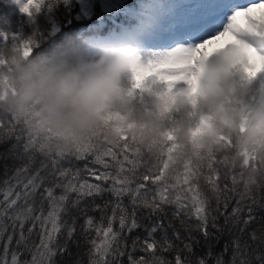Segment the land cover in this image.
<instances>
[{"label":"snow or ice","instance_id":"snow-or-ice-1","mask_svg":"<svg viewBox=\"0 0 264 264\" xmlns=\"http://www.w3.org/2000/svg\"><path fill=\"white\" fill-rule=\"evenodd\" d=\"M43 3L44 0H26L21 10L25 14H30L33 9L38 12ZM154 17L157 28L153 46L163 51L156 53L157 59L144 66L142 75L138 77L141 83L136 86L141 91L148 90L144 86V78L152 75L167 82V88L174 90L172 82L186 78L189 66L197 56L214 59L231 55L245 80L249 79L246 73L256 77L264 74V53L244 39L249 34L264 38V0H159ZM23 53L26 56L31 54L29 43L24 44ZM9 138H15L18 144L22 141L25 163L15 170L12 178L15 184L5 181L6 187L0 190L3 196L0 199V241L4 242L0 264H56L55 257L67 252L69 242L74 240L80 217L84 221L80 228L85 238L91 231L96 234V238L89 241V264H121L120 257L125 255L128 264H172L158 253L174 249L175 264H188L168 237V229L173 230L176 240H181L177 224L188 231L195 227L208 241L212 239L209 225L218 227V215L224 214L225 224H243L246 227L256 219L255 210L264 209V203L247 207L236 203L228 213L230 203L228 198H224V212L221 213L219 200L213 211L209 201L196 192L178 194L170 199L168 193L160 189L149 196L145 182L150 177L145 175L142 183L133 184L127 174L130 170L116 160L118 153L114 149L120 146L118 141L103 149L82 147L75 155L61 158L47 149L39 138L19 126L13 132L0 128V143ZM89 157L92 164L100 167L86 166L74 170L62 164L64 161L70 163L72 158L79 161ZM109 157L116 160L118 166L115 171L107 162ZM36 164L39 166L33 168ZM105 196L109 198L104 199ZM124 197H128L127 204ZM89 198L91 203H87ZM97 198L103 203H96ZM166 206H172L170 216ZM245 209L246 219L242 217ZM90 211L100 213L99 223L89 215ZM145 220L149 221L148 225L144 224ZM193 220L194 225L191 223ZM29 222L31 227L27 228L26 235L25 225ZM37 225L39 244H30ZM9 226L11 233L8 232ZM141 227L148 235L143 240L139 237L133 239L129 251L125 233ZM17 230L19 235L13 248ZM157 232L163 233L160 240L155 238ZM58 237H63L62 242ZM189 241H192L191 237ZM251 241L252 245L233 241L232 264H252L250 256L255 257L257 264H264V226L260 235L256 232L251 234ZM184 248L191 251L192 242L184 243ZM227 249L228 245H225V251ZM21 250L31 253L30 261L21 260ZM137 251L145 255L137 258L134 256ZM208 254L210 256L211 251ZM199 264H206V261L200 259ZM216 264L223 262L217 259Z\"/></svg>","mask_w":264,"mask_h":264},{"label":"clouds","instance_id":"clouds-1","mask_svg":"<svg viewBox=\"0 0 264 264\" xmlns=\"http://www.w3.org/2000/svg\"><path fill=\"white\" fill-rule=\"evenodd\" d=\"M244 39L251 45L264 42L252 34ZM23 46L0 47L4 131L19 126L61 158L82 147L101 149L125 136L149 140L171 133L193 154L229 150L224 159L239 163L249 175L264 170V88L251 96L249 85L257 77L246 73L249 79H243L231 55L197 56L183 90H146L151 109L134 114V93L141 91L136 86L145 66L134 49L103 48L93 58L71 34L37 56L24 55ZM126 76L130 88L122 86ZM152 77L160 81L152 75L144 83ZM172 112L183 118L166 131L164 119Z\"/></svg>","mask_w":264,"mask_h":264},{"label":"trees","instance_id":"trees-1","mask_svg":"<svg viewBox=\"0 0 264 264\" xmlns=\"http://www.w3.org/2000/svg\"><path fill=\"white\" fill-rule=\"evenodd\" d=\"M13 0H0V47L2 45L1 36L4 34H13L16 32L17 25L19 23L18 17L20 13L12 10L10 4ZM135 2H131L133 6ZM71 7H65L58 0H44L40 10L35 14L34 19L35 26L28 24L26 40L31 45V55L37 56L45 51L50 50L56 43L60 42L62 38L71 34L76 38L77 43L82 47L84 53L89 57H96L89 50L87 40H93L96 36H103L108 31V27H98L99 25V11L95 13V16L91 19H87L81 16L78 7L75 6L73 11H69ZM105 16V15H104ZM57 23L60 27V32L51 37L50 18ZM23 18V22H25ZM122 21V20H120ZM123 22V21H122ZM94 25L93 27H90ZM107 25H110L108 23ZM97 26V27H96ZM89 27V30H87ZM96 27V28H94ZM93 28V29H92ZM89 31V32H88ZM8 42L7 45H11ZM6 46V45H5ZM126 79L129 82H126ZM128 76L124 77L122 86L130 88L132 84ZM150 92L158 94L166 90L167 85L161 81L149 78V84L145 86ZM137 90L134 93L136 98H139L144 103L150 100L149 92L145 91L142 95ZM151 108V107H148ZM137 114L138 112H133ZM181 113L172 112L170 116H166L164 119L163 128L168 131L171 130L175 122L182 119ZM119 147L114 151L118 153L116 160L121 161L125 168L130 171L127 173L133 181V184L142 183L145 175L150 179L146 183V191L149 196L153 195L156 191L163 189L168 193L170 199L174 198L178 194L189 195L191 192L199 193L202 197L209 201L210 208L214 211L217 206L218 200L221 203V213L224 212L222 202L224 198L229 200L228 213L235 207L236 203L241 204L244 207L255 206L259 203H264V170H257L254 174L249 175L245 168H242L239 163H232L226 161L225 156H230L231 152L225 150L222 153H205L203 151L198 154L186 151L180 141L174 134L168 133L156 137L155 139L141 140L139 138L125 136L118 140ZM231 145V141L228 142ZM22 144V141H21ZM21 144H18L15 138H9L6 142L0 143V190L6 187L5 181H9L11 184H15L13 176L16 168L25 163L23 149ZM113 144V143H112ZM112 144H108L105 147H112ZM103 147V148H105ZM101 148V149H103ZM91 157L86 160L71 159V162H62L63 166L71 167L75 169H84L86 166L91 168H99V165L91 163ZM116 160L107 158V162L112 166V170L115 171L118 166ZM39 165H33V168ZM251 166V165H250ZM102 170V169H101ZM90 182H94L92 178L87 177ZM19 190V189H17ZM42 191V189L40 190ZM57 189V194H59ZM39 197H37L38 199ZM105 196L104 199H108ZM0 199L3 196L0 195ZM124 201L128 203V197H124ZM91 203V199L87 201ZM96 203H103V200L97 198ZM166 209L171 214L172 206H166ZM146 213V210H142ZM89 215L96 218L99 223L100 213L98 211H90ZM256 219L250 222L246 227L243 224L233 225L231 223L225 224L224 214L217 216V228H212L209 225L208 231L212 233V239L206 241L201 232L197 231L195 227L191 231L176 227L179 229L181 240H176L173 235V230L168 229L167 235L176 245L182 258L187 259L188 264H199L200 259H204L206 264H216L217 259H221L223 264H232L233 257V241L238 240L241 245L247 242L252 245L251 234L256 232L260 235V230L264 226V209H256L254 213ZM243 218H247V210L242 213ZM83 217L77 220V231L74 234V240L69 242L68 251L62 255L55 257L56 264H89L90 248L89 241L96 238L95 231H91L88 234L87 239L82 233L80 225L83 224ZM165 224L167 220L164 221ZM193 225L195 221H191ZM10 224V222H9ZM145 225L149 224V221H144ZM31 227V222L25 225V234L27 235V228ZM118 227V226H117ZM241 228L244 231L241 232ZM8 232H12V228L9 226ZM14 237L13 245L15 247ZM127 236L128 250H131V242L136 237L143 240L147 237L148 233L144 227L134 230L132 233H125ZM163 233L157 232L155 238L161 239ZM189 237L192 241H189ZM63 240V237H58ZM0 254L3 252V241H0ZM35 242L39 244V225L33 230V235L30 238V244ZM192 242V249L189 251L184 248V243ZM225 245H228L227 251H225ZM21 260H31V253L21 250ZM209 251L211 255L209 256ZM145 253L137 251L134 256L137 258L143 256ZM165 260L171 261L175 264L176 249L169 252L158 253ZM252 264H257L254 256L249 257ZM121 264H128L127 255L120 257Z\"/></svg>","mask_w":264,"mask_h":264},{"label":"rangeland","instance_id":"rangeland-1","mask_svg":"<svg viewBox=\"0 0 264 264\" xmlns=\"http://www.w3.org/2000/svg\"><path fill=\"white\" fill-rule=\"evenodd\" d=\"M127 1L128 0H58V2L62 3L65 7H71L69 11H73L74 7L77 6L80 15L86 17L87 19H90L92 16L94 17L95 13L99 11L98 14L100 13V15L98 17L100 20V28L107 26L108 31L104 36L97 37L96 40L90 41L89 48L93 50L96 56L99 55L100 50L103 48H132L136 51L141 63L147 65L150 61L157 59V56L155 55L156 53L163 51L162 49H158L153 46V38L155 35L154 31H156L157 28L154 10L159 0H148L140 5L141 9L148 10L150 15L139 14V18H135L139 21V25L135 24L133 19H130L126 25H119L116 21L117 16L126 15V12L131 13L129 8L125 5ZM25 3L26 0H13L11 2L10 6L12 10L20 13L21 16L18 17L19 23L17 25L16 32L10 35L4 34L1 36L3 46L7 45L8 42L20 45L29 43L26 40L28 29L27 23L35 26L34 19L37 16L35 15L37 11L33 9L30 14H25L21 10ZM23 18L26 19L25 22H23ZM105 18H109V20L107 21ZM50 21V35L51 37H54L60 32V27L52 17L49 19V22ZM108 23H110V25H107ZM128 38H130V40ZM29 46L31 48L30 44ZM253 46L256 47L261 53H264V42L260 44H254ZM152 78L155 79L154 77ZM126 82H129V80L126 79ZM148 84L149 79L146 80L144 86ZM129 87H132V84ZM185 87L186 85L182 81L177 82L174 90L180 91ZM262 88H264V74L258 75L257 78L251 82L249 85V94L251 96H255ZM139 93L142 95L144 92L140 91ZM149 101L144 103L142 100L134 96L132 104L133 112L137 111L138 113H143L150 110L151 108H148L151 107ZM168 116H170V114H168Z\"/></svg>","mask_w":264,"mask_h":264}]
</instances>
